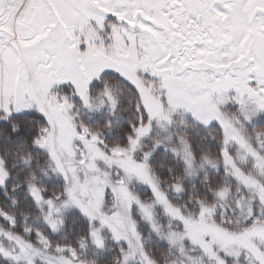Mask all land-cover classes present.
Segmentation results:
<instances>
[{"label": "snow or ice", "instance_id": "1", "mask_svg": "<svg viewBox=\"0 0 264 264\" xmlns=\"http://www.w3.org/2000/svg\"><path fill=\"white\" fill-rule=\"evenodd\" d=\"M0 264H264V0H0Z\"/></svg>", "mask_w": 264, "mask_h": 264}]
</instances>
